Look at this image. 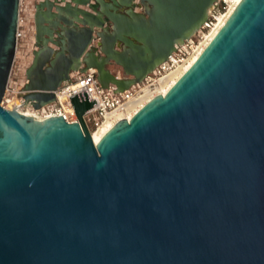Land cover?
Listing matches in <instances>:
<instances>
[{"label": "water", "instance_id": "water-1", "mask_svg": "<svg viewBox=\"0 0 264 264\" xmlns=\"http://www.w3.org/2000/svg\"><path fill=\"white\" fill-rule=\"evenodd\" d=\"M216 1L37 0L27 94L9 110L20 0H0V264H264V0H241L129 121L93 137L86 91L70 97L78 122L30 110L76 72L141 83Z\"/></svg>", "mask_w": 264, "mask_h": 264}, {"label": "built area", "instance_id": "built-area-1", "mask_svg": "<svg viewBox=\"0 0 264 264\" xmlns=\"http://www.w3.org/2000/svg\"><path fill=\"white\" fill-rule=\"evenodd\" d=\"M236 2L237 0H217L209 10L208 18L201 28L190 39L176 45L175 51L165 62L159 64L141 83L133 85L130 89L121 92L113 84L104 88L98 80L97 70L89 69L85 73H72L70 81L65 82L55 92L56 102L46 105L40 109L30 108V110L38 118H51L58 115L63 116L69 123L78 122V117L70 97L86 91L90 102L95 100L97 103L94 105V109L87 112L84 116L85 122L92 134V132L97 130L105 122L108 116L118 111H124L125 106L132 100L142 95L145 89H154L159 85L160 81L181 67L192 55L197 52L206 37L212 32V30L236 4ZM36 3L37 0H20L16 57L6 93L2 100V106L9 110L15 108V98H17L19 103H21L22 99L27 94L25 91L27 80L21 87H13V76L15 74L16 64L22 44L27 41L28 45L30 44V46L33 47L31 50L32 58L34 57V52L37 50L34 29V13ZM137 11L141 12L142 10L137 9ZM30 31H33L32 38H30ZM116 75L118 78L123 77L120 71L116 72ZM10 105H12V108H8Z\"/></svg>", "mask_w": 264, "mask_h": 264}, {"label": "bare ground", "instance_id": "bare-ground-1", "mask_svg": "<svg viewBox=\"0 0 264 264\" xmlns=\"http://www.w3.org/2000/svg\"><path fill=\"white\" fill-rule=\"evenodd\" d=\"M240 2L241 0H237L236 4L229 10V12L220 20L217 26L212 30V32L206 37L205 41L200 45L197 52L192 55L181 67H179L175 72L171 73L165 79L160 81L159 85L156 86L154 89H145L142 95L132 100L125 106L124 111H118L108 116L105 122L96 131L92 132V136L94 137L100 130H102L110 120L118 116H125L126 120L129 121L152 99L158 96H165L169 92V90L178 82V80L195 64V62L201 56L206 47L210 44L213 38L218 34V32L229 20V18L231 17ZM14 103L16 105L20 104L17 98L14 99ZM8 108H12V105H10V107Z\"/></svg>", "mask_w": 264, "mask_h": 264}, {"label": "rangeland", "instance_id": "rangeland-1", "mask_svg": "<svg viewBox=\"0 0 264 264\" xmlns=\"http://www.w3.org/2000/svg\"><path fill=\"white\" fill-rule=\"evenodd\" d=\"M30 33H31L30 38H32L33 37V31L32 32L30 31ZM32 49H33V47L30 46V44L28 45L27 41L22 44V46L20 48L17 64H16L15 74L13 76V87L19 88L27 80L26 71L30 67V65L32 64V59H33L32 55H31ZM111 69L118 71L117 67H111Z\"/></svg>", "mask_w": 264, "mask_h": 264}, {"label": "crops", "instance_id": "crops-1", "mask_svg": "<svg viewBox=\"0 0 264 264\" xmlns=\"http://www.w3.org/2000/svg\"><path fill=\"white\" fill-rule=\"evenodd\" d=\"M51 46V45H50Z\"/></svg>", "mask_w": 264, "mask_h": 264}]
</instances>
